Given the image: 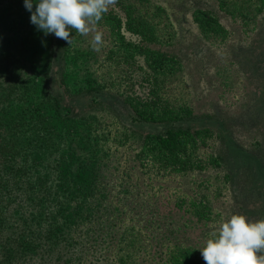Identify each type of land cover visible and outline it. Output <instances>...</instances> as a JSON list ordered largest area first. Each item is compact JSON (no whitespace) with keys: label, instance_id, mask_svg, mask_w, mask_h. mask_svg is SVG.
Instances as JSON below:
<instances>
[{"label":"rangeland","instance_id":"374dc122","mask_svg":"<svg viewBox=\"0 0 264 264\" xmlns=\"http://www.w3.org/2000/svg\"><path fill=\"white\" fill-rule=\"evenodd\" d=\"M8 4L3 10L9 14L1 21L9 49L22 37L27 43L24 60L12 65L14 76L20 69L27 73L30 64L31 74L41 77L56 48L52 87L73 111L70 118L58 116L44 100L41 83L17 77L26 82L0 108V128L10 137L18 163L33 166L30 176L38 188L28 191L42 194L44 177L47 194L57 190L65 198L97 184L92 197L104 194L116 200L128 210L126 223L133 226L134 189H149L139 198L142 209L153 194L166 189L174 193L169 195L176 206L159 204L160 223L173 222L181 240L194 248L188 264H205L198 248L228 216L264 219L255 206L258 195L252 194L260 180L245 174L249 163L259 172L257 159L264 156V0H116L94 26L102 34L98 48L90 46L94 32L73 30L72 43L62 45L65 52L49 45L25 8L14 15ZM29 85L31 91L24 92ZM137 108L175 116L141 121ZM172 126L195 132L182 153L202 162L196 170L170 178L157 170L162 160L146 135ZM203 129L209 134L200 139L197 132ZM217 152L224 155L231 180L210 161ZM62 176L73 177L70 187L56 182ZM192 201L206 205L208 217L189 208Z\"/></svg>","mask_w":264,"mask_h":264},{"label":"trees","instance_id":"16d2710c","mask_svg":"<svg viewBox=\"0 0 264 264\" xmlns=\"http://www.w3.org/2000/svg\"><path fill=\"white\" fill-rule=\"evenodd\" d=\"M8 3L13 7L10 14L21 15L25 12L22 9L23 0H1L0 22L9 14L8 10H3ZM2 24L0 60L4 61V65L0 61V108L3 110L12 100L15 91L22 88L26 81L17 77L25 75L32 85H36L35 80L42 84L44 100L52 106L58 116L70 118L73 111L66 105L65 96L52 87L53 81H56L54 77L56 48H52L49 65L45 67L41 77L31 74L29 69H33L30 64L27 66V73L20 69L16 70L14 76L15 68L12 65L19 66L17 61L24 60L27 43L22 37L15 48L9 49L10 37L7 27L3 22ZM46 39L49 40L51 47L57 45L66 51V45L62 46L63 43L66 44L65 41L61 42L52 34H48ZM31 89L29 85L24 88V92L29 93ZM134 110L135 116L141 121L156 122L166 117L174 119L175 116L174 113L156 108ZM137 110L140 112L137 113ZM2 130L0 128V264H188L187 260L189 262L193 257L194 248L186 246L181 240L180 229L174 227L173 222L166 225L160 223L159 204L165 202L170 203L171 207L176 206V202L169 195L174 193H165L164 189L161 194H153L142 209L139 198L149 189L147 185L143 187L142 192L134 189L133 226L126 223L129 217L128 210L121 209L116 200L104 194L92 197L91 193L96 191L97 184L82 195L65 198L57 190L47 194L45 188L48 178L44 177L41 180L45 183L44 190L41 191L42 194L35 195L28 191L34 190V187L38 188V183L30 176L33 173V166L18 163L16 160L18 153L13 149L10 137L1 133ZM191 132L186 127L172 126L161 134L146 135V140H154L151 148L162 160L156 164L159 172L166 173L167 177L172 178L179 173H187L198 168V162H202L201 160L197 159V162L182 153L190 138H193L195 132L192 134ZM131 133L132 130L127 135ZM197 134L200 139H204L209 133L203 129ZM259 148L261 150L263 146L260 144ZM215 154L211 155L210 161L215 168L222 167L226 170V177L231 180L233 177L231 170L223 165L224 155L219 152ZM260 155L257 161L259 165L261 164V170L258 172L249 163L245 174L250 173L251 180H260L258 185L255 183L252 194L258 195L260 201H255V206L259 207L260 215L263 217L264 156L262 153ZM119 175L123 176L121 172ZM71 181L73 177L67 179L62 176L56 179L58 184L66 183L67 187L71 186ZM49 183V187H52L53 183ZM127 187L123 191L131 192ZM184 208L188 209L186 202ZM189 208L196 210L195 212L203 218L209 214L206 205L200 207L197 201H192Z\"/></svg>","mask_w":264,"mask_h":264},{"label":"clouds","instance_id":"9594fccd","mask_svg":"<svg viewBox=\"0 0 264 264\" xmlns=\"http://www.w3.org/2000/svg\"><path fill=\"white\" fill-rule=\"evenodd\" d=\"M115 3L116 0H23L36 30L45 36L52 34L69 45L72 43L70 31L75 30L80 35L92 31L90 46L93 49L102 42V34L95 31L94 26ZM198 249L205 264H264L261 254L264 252V219L251 221L242 214H232Z\"/></svg>","mask_w":264,"mask_h":264}]
</instances>
